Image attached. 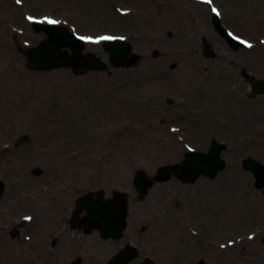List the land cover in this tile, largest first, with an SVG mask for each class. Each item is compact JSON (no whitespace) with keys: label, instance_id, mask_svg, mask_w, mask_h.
Masks as SVG:
<instances>
[{"label":"rangeland","instance_id":"obj_1","mask_svg":"<svg viewBox=\"0 0 264 264\" xmlns=\"http://www.w3.org/2000/svg\"><path fill=\"white\" fill-rule=\"evenodd\" d=\"M213 1L221 8L224 27L258 50L230 49L205 18L209 6L193 9L191 0H0V127L7 133L4 140L22 134L32 139L33 148L25 145L15 152L26 161L24 174L29 176L31 168L44 174L49 160L66 176L80 177L84 190L93 186L110 197L136 168L152 175L158 167L181 162L187 149H205L206 141L216 139L226 144V167L213 180L199 178L194 186L196 192L201 185L209 192L204 243H263L264 227L256 231L251 223L257 194L241 163L253 158L264 164V97L246 98L243 74L264 78V0ZM26 14L56 20L91 40L124 36L139 59L115 68L100 41L88 42L83 54L98 56L107 64L104 71L80 76L72 68L29 71L25 54L17 49L28 37L18 36L16 48L6 50L10 28L27 24ZM25 32L36 46L42 35H32L27 27ZM201 38L213 46L214 57L202 56ZM218 71L224 74L219 81L221 116L214 113ZM7 89L10 97L4 94ZM167 98L174 100L172 107H163ZM31 112L40 115L31 118ZM0 160V175L17 170L1 155ZM178 231L183 232L180 226ZM195 232L188 235L191 243L203 235L199 227ZM53 237L50 233L47 242ZM78 240L100 247L112 243L95 232ZM6 242L0 235V243Z\"/></svg>","mask_w":264,"mask_h":264},{"label":"flooded vegetation","instance_id":"obj_2","mask_svg":"<svg viewBox=\"0 0 264 264\" xmlns=\"http://www.w3.org/2000/svg\"><path fill=\"white\" fill-rule=\"evenodd\" d=\"M190 6L201 10L195 3L191 2ZM205 15L206 19L210 18L206 11ZM190 17L193 21L197 18L195 15ZM26 27L34 35L30 24L10 28L12 41L9 40L7 51L11 52L12 46L16 48L18 36L23 39L28 37L21 42L35 46L25 32ZM17 49L25 53L29 48L17 46ZM215 76H218V80L213 83L217 103L214 113L221 116L223 111L219 96L222 93L219 81L224 74L218 71ZM237 76L236 74L235 78ZM240 80L234 82L243 87ZM15 84L16 82L8 85L9 89L12 90ZM10 93L8 89L4 90L6 96L10 97ZM174 104L173 99L162 101L163 107L169 108ZM159 110L162 111V106ZM33 114L31 112L29 117L37 118L40 115ZM3 133L6 131L0 127V142L6 136ZM17 138L16 136L13 140L0 143L2 159L10 160V165L17 167L16 174L12 170L13 172L9 171V176L0 175L4 186L0 196V235L2 241L6 242L9 238L13 242L0 243V256L5 255L0 257V264H264V243H204L210 201L209 192H206L204 186L198 187L199 192L195 191V184L200 183L201 178L192 184L174 178L161 182L156 170L152 175L139 178L131 172L128 182L120 187L125 193L126 203V225L120 239L111 240L112 243H107V247H100L99 243H81L78 239L83 236L84 213L74 216L76 201L85 193L97 191V188L91 186L84 190L80 177L66 176L65 170L62 172L58 167H53L56 163L52 162L53 165H50L49 160L44 174L29 169V176L25 175L24 169L28 167L26 161L20 160L15 152L25 145L32 148L34 145L31 140L30 143L16 147ZM206 146L209 148V140L206 141ZM57 162L60 163L61 160ZM0 164H3L1 160ZM254 184L255 177H252L251 190L253 194H257V198L253 203L251 215L254 219L251 223L254 228L263 229L264 189L258 190ZM95 199L96 196L93 195L91 204ZM224 209L226 210V205ZM26 216L31 217L29 222L24 221ZM179 226L182 233H178ZM198 227L203 235L197 243H191V236L188 235L195 236ZM50 233H54L55 237L47 242L46 238ZM18 237L22 239L15 240ZM60 238L61 243L58 242ZM121 240L123 242L119 243Z\"/></svg>","mask_w":264,"mask_h":264},{"label":"water","instance_id":"obj_3","mask_svg":"<svg viewBox=\"0 0 264 264\" xmlns=\"http://www.w3.org/2000/svg\"><path fill=\"white\" fill-rule=\"evenodd\" d=\"M213 24L216 31L224 37L230 45L238 48L239 45L227 36L225 29L221 26L216 15L213 16ZM34 30L44 32L47 39L39 48L29 52V60L31 61L30 69L36 71H46L60 67H74L77 58L80 57V52L84 48L81 40L76 39L66 28L57 27L54 25L34 24ZM171 35V33H169ZM49 46V47H48ZM63 48H69L76 51L70 55L63 51ZM204 57L212 55L211 47L204 44ZM104 50L109 54L110 61L116 66L124 67L128 63L127 56L130 54V47L126 42L120 39H115L113 42H106ZM156 56V54H155ZM84 65L76 69L77 75H82L88 71H104L106 65L99 58L90 56H83ZM249 82L254 86L255 92H264V81L248 78ZM226 149L224 144H218L212 141L211 149L206 153L189 152L185 155V161L182 165L170 166L161 168L159 174L166 180L171 175L178 178H187L192 181L196 180L198 176H207L213 179L217 173L225 166L220 155ZM244 169L248 171H258L259 186H264V167L258 165L253 160L249 159L243 163ZM137 175L140 177L143 172L139 171ZM97 205L88 209L87 218L84 220L85 233H89L92 229H98L102 239H118L125 226L126 206L124 204V196L117 193L112 200H103V192H98ZM91 195L88 194L78 200V209L76 212L80 213L82 209L88 204ZM85 205V206H84ZM81 206V207H80Z\"/></svg>","mask_w":264,"mask_h":264},{"label":"snow or ice","instance_id":"obj_4","mask_svg":"<svg viewBox=\"0 0 264 264\" xmlns=\"http://www.w3.org/2000/svg\"><path fill=\"white\" fill-rule=\"evenodd\" d=\"M205 2H209V0H205ZM17 3H20V0H17ZM213 12H214L216 15H219V13L216 11L215 8H213ZM46 22H47L48 24H52V25L58 23V21H56V20H51V19L46 20ZM78 39H81V40L88 39L89 42H92V43H98L100 40H110V39H113V37H109V36H101V37H99V40H90V38H85V37H78ZM241 43L245 44L246 47H249V48L252 47L251 44H248V43H246L245 41H241ZM249 238L251 239V237H249Z\"/></svg>","mask_w":264,"mask_h":264},{"label":"bare ground","instance_id":"obj_5","mask_svg":"<svg viewBox=\"0 0 264 264\" xmlns=\"http://www.w3.org/2000/svg\"><path fill=\"white\" fill-rule=\"evenodd\" d=\"M126 22H132V21H126ZM238 187V186H237ZM234 188H236V187H234Z\"/></svg>","mask_w":264,"mask_h":264}]
</instances>
